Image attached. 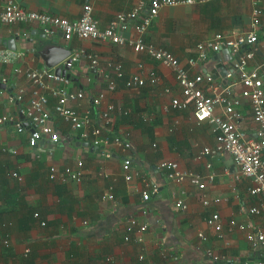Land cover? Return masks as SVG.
<instances>
[{"label": "crops", "instance_id": "1", "mask_svg": "<svg viewBox=\"0 0 264 264\" xmlns=\"http://www.w3.org/2000/svg\"><path fill=\"white\" fill-rule=\"evenodd\" d=\"M14 1L24 9L69 20L78 18L82 4L88 1L100 29L115 13L130 11L136 5V0ZM254 7L260 9L261 16L257 28L252 29ZM248 30L256 31L257 41L247 67L264 74V0L162 6L141 37L145 43L171 53L190 75L211 73L215 84L229 85L235 96L240 85L229 50L210 52L192 67L187 60L195 56L197 43L216 32L231 36ZM40 35L42 28L37 24L0 23V46L11 50L3 42L15 38L11 51L18 53L12 62L0 64V114L15 118L16 108L26 105L32 85L13 70L44 67L37 53ZM133 35L131 26L122 32L125 38ZM45 38L42 48L58 45L70 53L83 49L96 57L97 67H90L82 55L66 71V90L83 93L68 105L88 111L91 123L100 125L99 113L111 104V119L103 133L125 135L130 147H104L109 152V157H104L101 149L89 142L87 146L78 144L87 141L53 113L51 123L57 134L54 143L40 140L30 147L26 130L16 132L11 123L0 125V264H255L264 253V244L251 246L245 231L259 230L264 235V216L248 212L259 198L248 193L251 180L240 173L231 155L200 153L203 147L213 146L214 135L208 124L194 120L190 106H170L172 98L180 97L173 72L143 52L134 53L126 43L75 37L65 40L57 31ZM115 66L121 71L120 77L112 74ZM151 72L156 76L154 83L148 80ZM133 74L143 79V85L125 86ZM107 79L114 81L113 90H106ZM20 88L23 96L17 102L12 97ZM99 93V103H92ZM53 103L48 94L50 111ZM233 107L238 114L235 123L244 139H254L256 126L248 103L240 99ZM124 159L132 176L129 182L123 179ZM162 160L175 161L191 175L211 174L212 180L198 189L187 179L180 183L165 179L164 171L157 168ZM51 166L58 171L68 167L79 172L78 179L49 180ZM144 181L156 185V191L145 201L140 196ZM215 197L220 200L214 202ZM178 199L184 208L174 205ZM203 199L210 203L203 205ZM211 213L219 215L218 232L205 223ZM130 219L135 220V226L129 227ZM230 220L232 225L228 224ZM143 223L146 228L138 232L137 225ZM239 224L244 229H239ZM135 237L141 241H134Z\"/></svg>", "mask_w": 264, "mask_h": 264}, {"label": "built area", "instance_id": "2", "mask_svg": "<svg viewBox=\"0 0 264 264\" xmlns=\"http://www.w3.org/2000/svg\"><path fill=\"white\" fill-rule=\"evenodd\" d=\"M0 23H32L40 25L42 34L49 36L55 31L59 32L63 39L69 40L72 37L82 40L109 41L113 44L126 43L134 53L143 52L155 61L168 67L174 75V79L179 87L180 97L170 100V106L177 109H184L188 106L192 109V116L197 123L209 125L213 135L214 144L211 147H203L201 154L214 155L217 153H227L233 158L234 164L240 173L251 180L248 188L250 195L259 198L257 204L248 208L252 215L264 216V74L256 68L249 69L247 63L253 58L252 45L256 43V31L248 30L237 35H223L216 32L211 37L199 42L195 46V56L187 60V65L192 67L198 61L204 60L210 52H218L227 49L234 56L233 68L237 72V83L240 85L238 92L232 96L229 85L215 84L211 73L205 72L190 75L187 68L176 57L167 50L154 47L142 40L141 35L149 26L151 20L156 16L158 9L162 6H174L184 4L203 3L209 0H136L135 7L130 11L117 12L108 21L105 27L98 28L96 21L91 15V5L85 1L81 6V13L78 18L69 20L65 17L50 15L44 12H35L20 7L14 0H0ZM261 16L259 8L251 9L250 27L257 28ZM129 26L133 29V36L125 38L122 32ZM264 39V36H263ZM88 59L90 67H97L98 62L95 56L86 54L83 49L70 53L60 62V68H70L73 62L80 56ZM18 56V53L0 46V64H8ZM15 74H22L32 85L29 98L25 106H18L15 110V118L9 114H0V125L11 123L16 132L26 130L28 146L33 147L40 140H47L50 143L57 141V134L54 132L51 123L52 113L67 122L70 129L78 131L80 139L89 142L92 147L101 149V155L109 157V152L104 147L111 145L127 150L130 147L128 138L125 135L109 136L105 134L104 128L110 122V112L113 110L111 104H107L103 111L99 113L100 125H93L88 115V111H77L71 108L68 103L76 102L82 98L80 90H66L68 77L65 75H55L53 69H19L15 67ZM116 77L121 76L118 66L111 69ZM231 74L227 72V76ZM226 77V73H225ZM150 83H154L156 76L151 72L148 78ZM1 81H4L2 79ZM143 79L137 74H133L125 81L126 87L141 86ZM114 81L107 79L106 90L114 89ZM23 89L20 88L13 94L12 99L19 102L22 99ZM48 94L53 98L51 111L48 108ZM102 98L99 93L92 98V103L98 104ZM240 99H244L249 106L251 119L256 126L254 139H244L243 133L238 129L235 118L238 114L234 110V105ZM126 113V111H124ZM81 162H77L80 166ZM123 179L129 182L132 179L129 173L128 160L124 159L121 164ZM157 168L164 171L165 179H171L180 183L187 179L198 189H203L207 182L212 180V175L201 177L197 174L187 173L181 170L173 160H162L157 164ZM78 173L68 167L58 171L51 166L48 170V179L57 182L67 180H77ZM12 175L15 176L14 173ZM144 188L140 191L143 201L147 200L151 193L156 191V185L144 181ZM111 198V195H107ZM220 199L215 197L214 202ZM210 201L203 199L202 204L208 205ZM174 205L180 209L184 208L182 200L178 199ZM33 217L37 218L38 213L34 212ZM129 227L135 226V220L128 221ZM205 223L214 231L221 229V222L217 213H211ZM234 222L230 220L229 225ZM44 225L43 221L39 222ZM239 229H244L243 225H238ZM146 228L143 223L137 225V231L142 232ZM128 236H124L127 240ZM245 239L251 246L264 244V235L259 230L246 228ZM134 241L140 242V237H135ZM6 245L7 241L3 240ZM28 249H24V255ZM141 258V256H139ZM105 260H108L106 258ZM255 264H264V253Z\"/></svg>", "mask_w": 264, "mask_h": 264}, {"label": "water", "instance_id": "3", "mask_svg": "<svg viewBox=\"0 0 264 264\" xmlns=\"http://www.w3.org/2000/svg\"><path fill=\"white\" fill-rule=\"evenodd\" d=\"M14 39L15 38H9L3 43L6 45L7 48L13 50L14 49ZM51 43H54V40H50ZM46 44V38L45 35H40V47L37 49V53L40 56L43 66L46 68H53L54 74L58 75H65L68 77L66 71L68 68H60V62L66 58L70 54V50L65 49L61 46L58 45H49L48 47L42 48V46ZM55 44V43H54ZM78 144H81L83 146H87L88 142H79L77 141ZM227 264V263H223ZM230 264V263H228Z\"/></svg>", "mask_w": 264, "mask_h": 264}]
</instances>
